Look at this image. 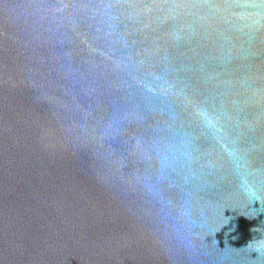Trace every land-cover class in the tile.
I'll use <instances>...</instances> for the list:
<instances>
[{"label": "water", "instance_id": "obj_1", "mask_svg": "<svg viewBox=\"0 0 264 264\" xmlns=\"http://www.w3.org/2000/svg\"><path fill=\"white\" fill-rule=\"evenodd\" d=\"M0 264H264V0H0Z\"/></svg>", "mask_w": 264, "mask_h": 264}]
</instances>
